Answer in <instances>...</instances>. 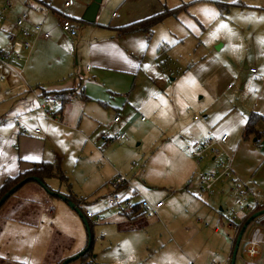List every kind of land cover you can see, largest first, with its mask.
I'll return each instance as SVG.
<instances>
[{
	"label": "crops",
	"instance_id": "crops-1",
	"mask_svg": "<svg viewBox=\"0 0 264 264\" xmlns=\"http://www.w3.org/2000/svg\"><path fill=\"white\" fill-rule=\"evenodd\" d=\"M69 1L71 4L66 6ZM92 1L8 0V9H3L5 15L0 16V25L7 40L0 50L20 52L26 56V61L13 62L21 70V77L9 69L0 72V76L6 77L3 84L0 83V186L6 179L31 169L32 163L59 161L68 182L62 184L58 177L51 180H58L66 192L53 190L48 184L51 180L47 185L56 194L61 191V195H72L79 201L85 196L73 190L71 180L88 183L94 168L101 171L94 182L109 187L107 195H113L111 182L118 174L125 175L140 192L145 193V197H150H146L149 202H163L164 205L157 210L155 217L141 211L133 216L113 214L103 220L98 213V221L96 217H86L89 210L83 212L87 224L91 226V220H96L102 225L100 235L92 242L94 256L91 264H190L191 261L195 264H226L233 254L240 226L250 211L239 208V212L230 207V202L239 206V201L230 192L229 183L218 182L213 195L205 200L197 199L196 191L188 190L193 177L199 172L213 171L215 165L210 161L198 163L200 166L188 165L191 160L182 151H176L181 146L180 139L177 135L169 138L168 132L176 130L181 120L170 116L169 128L162 125L167 118L165 110L171 107L170 102L167 98L162 101L158 96L153 98L156 92H161L160 96L166 92L148 74L151 73V62L146 61L149 55H157V51L152 50L145 33L120 35L115 30L160 13L167 6L162 5L161 0H102L95 23L89 24L82 19ZM22 13L28 14L31 25L39 24L49 34L48 39H43L33 33L34 47L30 52L23 50V40L15 27L17 17ZM65 19L78 29L77 37L72 38L63 32L61 25ZM10 35L16 36L14 43L9 41ZM256 71L255 74L250 72L258 75ZM41 89L47 92L76 90L79 94L84 93L88 100L76 96L60 112V103L56 101L57 106L52 110L54 119H47L36 97L47 105L55 100L42 96ZM136 109L149 114V118H140L139 130L136 129L139 113ZM252 113L254 111L243 118L244 123H238L239 129L233 134L235 138L230 143L229 137L224 149L234 155V176L253 195L249 203H255L256 207L264 206V177H256L264 166V137L260 142L257 137L244 139V130ZM258 114L264 116V112ZM103 115L109 116V124L105 127ZM194 119L198 121L196 117ZM240 127L243 129L241 137ZM258 129L264 133V124L260 123ZM198 131L197 139H204L205 133ZM124 132L128 134V141L106 143V138ZM140 132L145 135L162 133V137H156L157 140L149 145L147 154L155 151L163 140L176 141L174 144L162 143L173 145L170 153L174 157L173 163L169 161L174 167H167L170 168L169 179L173 180L167 181L164 188L155 189L157 187H153L146 175L144 160H141L146 157L143 156L144 141L136 147L133 143ZM163 151L167 149L163 148ZM253 156L262 158L260 164H252ZM98 161L101 162L99 168ZM134 163H140V166L134 167ZM36 186L43 188L39 184ZM43 190V197L32 199L31 195H22L10 205L0 219L3 233L10 224H18V228L25 226L11 217L22 203L32 202L40 206L49 204L51 197H57ZM79 204H75V209L81 206ZM230 217L234 219L233 227L229 226ZM31 228L34 237L31 234L30 238L34 245L29 247V252L33 257H41L40 264H50L43 257L49 251L53 231H42L38 224ZM255 228L261 229L264 237L263 229ZM255 228L244 233L235 264H246L249 260L246 249ZM87 245L88 240H85L72 250L71 256L63 259L81 253ZM258 250L260 255L256 261L264 264V244L259 245ZM70 264L84 263L79 259Z\"/></svg>",
	"mask_w": 264,
	"mask_h": 264
},
{
	"label": "rangeland",
	"instance_id": "rangeland-1",
	"mask_svg": "<svg viewBox=\"0 0 264 264\" xmlns=\"http://www.w3.org/2000/svg\"><path fill=\"white\" fill-rule=\"evenodd\" d=\"M7 2L8 0H0L2 18L5 15L3 9H8ZM161 3L168 9L184 4L188 5V8L177 17L165 19L153 30L150 43L152 50L157 51V55L153 54L151 57L149 55L146 61V63L151 62V73L148 74L166 92L163 93L164 96H160L161 92H156L153 98L158 96L160 101L167 98L170 102L171 107L168 106V110H165L167 118L162 125L168 129L170 116L180 118L181 124L176 130L168 132L169 138L177 135L181 146L178 145L180 147L176 151H182L191 160L188 165L200 166L191 156L188 145L209 137L220 139L224 133L228 134L231 143L235 138L233 136L235 129H239L238 123L240 125L244 123L243 118H247L253 111L264 112V0H161ZM221 24L227 27L221 28ZM1 28L2 25H0L2 47L7 39L2 34ZM252 68L258 70L259 74L253 75L250 72ZM242 86H245L244 90ZM136 110L139 112L136 129L139 130L140 118L142 116L149 118V114L140 109ZM130 114L135 115L133 112ZM195 117L198 121H195ZM102 119L104 127L109 124L108 115H103ZM112 120L111 117L110 121ZM240 128L239 137L243 133L242 127ZM197 130L198 133H205L204 139H197ZM161 132L164 133V130ZM162 133L145 135L140 132L138 139L133 142L136 147L138 143L144 141L143 156L146 157H141V160H144L146 175L153 187H157L155 189L164 188L163 186L168 185L167 181L173 180V178L169 179L171 175L169 176L168 171L174 167L171 164L174 157L170 149L173 146L171 144L176 143L175 139L163 140L158 143L155 151H149L148 154L146 151L149 145L162 137ZM163 142L171 144L165 145L162 144ZM163 148L167 151H163ZM261 161L262 158L259 156L252 157L253 165L260 164ZM206 162H209V159L203 164ZM97 165L99 168L101 162L98 161ZM91 173L92 176L86 184L80 183L78 179L71 180L73 190L83 194L85 197L82 199H86L77 209H72L66 201L57 197H51L49 204H40V206L32 202L22 203L11 217L21 221L25 226L18 228V224H10V228L4 233V227H1L0 257L9 264H40L41 257H33L29 252L31 250L29 247L34 245L30 238L34 233L31 227L37 224L42 231L48 233L53 231L49 251L43 257L44 261L50 264H58L65 256H71L72 250L88 240L89 236H92L94 243L101 233V222L91 220L92 225L88 223L87 226L79 213L89 210L95 215L99 213L104 220L109 215L121 212L109 205L112 194H109L110 196L107 194L110 188L101 187L99 183L94 182L95 178L101 175V171L93 168ZM256 177L258 179L264 177V166ZM30 183L25 188L22 187L23 189L18 191L19 194L17 192L4 205L0 213L1 217L22 195H31L32 199L43 197V188L37 187L38 184L35 182ZM48 184L53 190L60 189L62 192L66 190L58 180L48 181ZM34 188L39 191L34 192ZM251 197L253 195L248 194L249 202H252ZM139 200L133 198L134 203ZM229 205L239 211L236 202H230ZM149 215L156 216V214ZM257 226L264 232V215L253 222L248 231ZM242 248L243 246L239 255Z\"/></svg>",
	"mask_w": 264,
	"mask_h": 264
},
{
	"label": "built area",
	"instance_id": "built-area-1",
	"mask_svg": "<svg viewBox=\"0 0 264 264\" xmlns=\"http://www.w3.org/2000/svg\"><path fill=\"white\" fill-rule=\"evenodd\" d=\"M71 1L66 3L69 6ZM0 22L2 18L0 17ZM62 30L64 33L72 38L78 36V29L73 26V24L65 19L62 21ZM15 27L19 30L20 36L23 40V50L30 52L34 44L31 41V36L33 33L41 36L43 39H48L49 34L45 32L41 25H31L29 22V16L27 13H22L17 17ZM9 41L14 43L16 41L15 35H10ZM26 61V56L20 52L4 51L0 50V72L5 69H9L14 72L19 77L22 76L20 69L13 65V62L23 63ZM252 73H257L256 69H250ZM6 77L4 75L0 76V82H4ZM36 100L39 102L40 109L47 119H54L52 110L57 106L56 101H50L49 105L42 104L40 102V97L37 96ZM196 119H198L196 117ZM119 118H116L118 121ZM145 118H142L144 121ZM129 137L126 132L121 134H116L110 138H106V143L108 142H121L128 141ZM229 136L227 134L222 135L220 139L206 138L202 141H196L193 144L188 145V150H190L191 156L196 159L197 163H204L206 159H209L215 165L213 171L207 173H201L193 177L188 183V190L196 191L195 195L199 200H205L209 198L214 193V188L218 182L229 183V190L239 201V208L241 211H251L254 204H250L248 201L249 191L241 181L234 176L233 173V162L234 155L229 154L224 149V145L228 142ZM140 163H134V167H139ZM111 188L114 192L109 200V205L118 209L121 214L127 215L134 211L136 206H139L142 212L145 214H156L157 210L163 207V202L151 203L149 202L143 194L131 183L127 176L118 174L116 178L111 182ZM133 198H139V202L134 203ZM257 204V203H256ZM86 217L95 218L100 221V217L92 212H87ZM229 226H234V219L229 218ZM263 233L261 229L255 228L252 232L250 243L246 249L247 256L249 260L246 264H258L256 258L260 255L258 246L264 244ZM232 263V255L229 256L226 264ZM190 264H195L193 261Z\"/></svg>",
	"mask_w": 264,
	"mask_h": 264
},
{
	"label": "trees",
	"instance_id": "trees-1",
	"mask_svg": "<svg viewBox=\"0 0 264 264\" xmlns=\"http://www.w3.org/2000/svg\"><path fill=\"white\" fill-rule=\"evenodd\" d=\"M233 5V4H232ZM188 8V5H182L180 7L174 8V9H168L167 7H164L162 12L157 13L151 17L136 21L134 23L128 24L123 27L116 28L115 30L120 35H129L134 33H145L147 37L150 39L154 28L162 23L165 19L169 17H177L181 12H185ZM41 95L46 97L47 99H52L60 103V109L58 112L63 111L65 107L70 103L74 97L79 96L84 101L88 100V97L84 93H78L76 90H63V91H52L47 92L44 89H41ZM260 123L264 124V116L258 114V113H252L247 127L244 130V139H250L251 137H257L259 142L264 137V133H261L258 129V125ZM38 178L40 181H42L46 186L49 192L57 193L53 191L48 185L47 181L51 180L53 178H59L60 182L62 184H66L68 182V179L66 175L61 171V165L59 161L54 162H38V163H32L31 169L25 170L20 172L18 175L14 177H10L4 181V183L0 186V201L1 199L8 194L12 189L16 188L19 184L23 183L24 181L32 178ZM34 182L32 180L25 183L26 184ZM22 186V187H23ZM21 187V188H22ZM20 188V189H21ZM19 189V190H20ZM17 190L14 194L11 195V197L1 206L0 213L4 207V205L19 191ZM52 195V194H51ZM66 197L67 200H70L72 203H84L86 199H81L77 201L72 195H63ZM79 204V205H80ZM264 210V206H256L254 207L249 214L246 216L244 221L242 222V225L240 228L245 225V223L248 221V219L255 213ZM141 212V209H139V206H136L134 208V211L130 214H127V216H133L136 213ZM144 214V213H143ZM1 218V216H0ZM92 246L90 249L86 252L84 256H82L80 259L83 261L84 264H91L92 262ZM64 261V260H63ZM63 261L59 262L58 264H61ZM0 264H9L7 261L0 257Z\"/></svg>",
	"mask_w": 264,
	"mask_h": 264
},
{
	"label": "water",
	"instance_id": "water-1",
	"mask_svg": "<svg viewBox=\"0 0 264 264\" xmlns=\"http://www.w3.org/2000/svg\"><path fill=\"white\" fill-rule=\"evenodd\" d=\"M101 3H102V0H93L92 3L88 6V8H87V10L85 12V15H84L82 20L84 22H86V23H89V24L95 23L96 16H97L98 11L100 9ZM30 180H32V181L36 182L37 184H39L49 194L56 195L60 199L66 201L72 209H75V204L74 203H72L70 200H67L66 197L61 195V194H56V193H53V192H49V190L47 189V186L42 181H40L38 178H36V177L24 181L23 183L19 184L16 188L12 189L8 194H6L0 201V208L11 197L12 194H14L17 190H19L25 183H27ZM79 214H80L81 217H83L82 213H79ZM262 215H264V210L253 214L248 219V221L245 223V225L242 227V229H241V231L239 233V236L237 238L233 254H232V263L231 264H235V262H236V257H237L238 250H239V247H240V243H241V240H242V237H243L244 233L246 232L248 227L251 225V223L254 222L256 219H258L259 217H261ZM85 224L88 226L86 221H85ZM91 246H92V236H89L87 248L84 251H82L81 253H79L78 255H76V256H74L72 258L64 260L61 264H70L73 261L79 260L82 256H84L86 254V252L90 249Z\"/></svg>",
	"mask_w": 264,
	"mask_h": 264
},
{
	"label": "snow or ice",
	"instance_id": "snow-or-ice-1",
	"mask_svg": "<svg viewBox=\"0 0 264 264\" xmlns=\"http://www.w3.org/2000/svg\"><path fill=\"white\" fill-rule=\"evenodd\" d=\"M220 27H221V28H226L227 25L221 24Z\"/></svg>",
	"mask_w": 264,
	"mask_h": 264
}]
</instances>
